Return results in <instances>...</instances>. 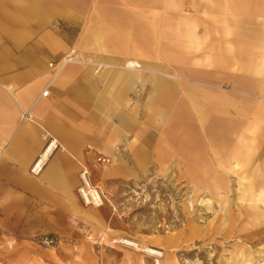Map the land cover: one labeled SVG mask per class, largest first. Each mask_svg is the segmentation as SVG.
<instances>
[{
    "label": "crops",
    "instance_id": "0c3cea01",
    "mask_svg": "<svg viewBox=\"0 0 264 264\" xmlns=\"http://www.w3.org/2000/svg\"><path fill=\"white\" fill-rule=\"evenodd\" d=\"M83 167L106 196L176 172L264 229V0H0V264H80L89 231L117 235Z\"/></svg>",
    "mask_w": 264,
    "mask_h": 264
},
{
    "label": "rangeland",
    "instance_id": "374dc122",
    "mask_svg": "<svg viewBox=\"0 0 264 264\" xmlns=\"http://www.w3.org/2000/svg\"><path fill=\"white\" fill-rule=\"evenodd\" d=\"M101 207L108 216V228L117 229V235L89 231L91 256L89 261L79 256L80 264H157V260L160 264H242L244 250L252 255L251 264L259 258L264 261V229L258 220L225 219L230 206L214 203V188L194 187L176 172H154L119 184ZM243 226L256 233L233 235L234 228ZM168 235L176 243L158 246L157 240ZM120 237L159 248L163 255L156 258L113 242Z\"/></svg>",
    "mask_w": 264,
    "mask_h": 264
},
{
    "label": "built area",
    "instance_id": "2783aa9c",
    "mask_svg": "<svg viewBox=\"0 0 264 264\" xmlns=\"http://www.w3.org/2000/svg\"><path fill=\"white\" fill-rule=\"evenodd\" d=\"M74 60L75 58L73 57V55L68 54L64 58L63 62L65 63L67 61H74ZM50 65L52 66L53 64L50 63ZM46 93H47V90H44L42 92V94H46ZM23 116L31 117L29 112H24ZM43 138L45 140V144L42 150L40 151V153L37 155V157L33 161L29 169V171L35 175L41 172L46 162L48 161L49 157L52 155L53 151L59 146L57 140L49 136L48 134H44ZM97 160L103 161V162H109L110 159L106 157L98 156ZM79 178H80V184L77 187V193L79 194L83 203L85 205H89L93 207H101L105 203V200H106L105 192L98 185L92 183L90 179L89 171L86 167H83L81 171L79 172ZM119 240L113 239V242H118L126 246H129L125 242H122ZM37 241L44 246H53L56 244V240L49 235H42L37 238ZM129 247H132V246H129ZM155 251L156 253L152 251H144V252L156 258H159L162 256L163 251L161 249L156 248Z\"/></svg>",
    "mask_w": 264,
    "mask_h": 264
},
{
    "label": "bare ground",
    "instance_id": "6f19581e",
    "mask_svg": "<svg viewBox=\"0 0 264 264\" xmlns=\"http://www.w3.org/2000/svg\"><path fill=\"white\" fill-rule=\"evenodd\" d=\"M120 239V240H119ZM117 240L125 242L126 244H128L129 246H132L135 250H140V251H152L154 253H156V248L151 246V245H143L140 244L139 241L132 239V238H128V237H120ZM244 256L242 259V264H251L252 261V255L248 252L244 250ZM163 255V253H162ZM257 256L259 257L260 254H257ZM258 259V258H257ZM157 264H160L159 260H157ZM256 264H264V261H262L261 258H259L256 261Z\"/></svg>",
    "mask_w": 264,
    "mask_h": 264
}]
</instances>
